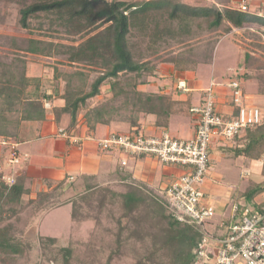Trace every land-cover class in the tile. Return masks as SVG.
I'll list each match as a JSON object with an SVG mask.
<instances>
[{
  "label": "trees",
  "instance_id": "obj_1",
  "mask_svg": "<svg viewBox=\"0 0 264 264\" xmlns=\"http://www.w3.org/2000/svg\"><path fill=\"white\" fill-rule=\"evenodd\" d=\"M0 2L17 6L18 25L29 34L21 43L11 37L14 52L0 57V139L11 143L22 142L27 128L40 126L48 115L56 124L63 117L69 119L63 130L67 135H75L82 126L94 132L96 126L112 122L126 123L129 133L135 134L146 115H155L156 125L166 127L178 103L172 94L143 90L160 66L171 65L176 73L194 71L199 64L211 63L215 47L231 32L247 28L264 31V16L248 9L241 11L233 0ZM33 21L39 25L44 21L47 28L36 34L40 28H34ZM203 32L219 33L205 45L204 54L187 56L192 50H178L176 54L173 46H184ZM58 34L68 39L57 41L63 40ZM31 57L54 60L50 74L29 76ZM248 59L246 54L237 71L242 84L254 80L248 71ZM60 66L73 70L63 72ZM103 89L106 95L98 99ZM257 93L264 96V87ZM46 102L51 103L50 109L45 107ZM233 139L241 142L235 147L236 155L261 163L262 181L245 195L253 201L264 194V115L257 126ZM118 174L104 180L83 177L81 192L65 202H60V197L67 189H74L77 181L66 187L64 182H48L46 191L25 204L28 190L21 179L12 185L0 181V264H124L121 246L132 243L134 234L143 231L147 217L151 227H159L156 231L160 229L161 233L155 231V248L142 264H160L158 254L168 246L164 264H195L202 237L200 226L179 223L164 195L121 170ZM65 204L71 206L74 230L91 222L86 240L26 237L27 229L37 224L41 214ZM101 215L108 226L102 224Z\"/></svg>",
  "mask_w": 264,
  "mask_h": 264
},
{
  "label": "crops",
  "instance_id": "obj_2",
  "mask_svg": "<svg viewBox=\"0 0 264 264\" xmlns=\"http://www.w3.org/2000/svg\"><path fill=\"white\" fill-rule=\"evenodd\" d=\"M241 1L243 0H233L236 6H239ZM245 1L249 11L264 16V0ZM231 43L235 45L233 42ZM218 44L215 47L211 63L199 64L194 71L176 73L171 65L160 66L158 74L150 80L148 85L143 87V90L146 92L163 91L165 94H172L173 99L178 103L174 108L176 113L171 115L166 127L156 125L157 118L155 115H146L140 121L137 128L138 132L148 137L173 134L174 138L179 140L193 138L196 130V117L190 113V108L201 104L204 90L210 85H213L216 112L223 118L235 115L236 110L233 106L231 90L228 88V83L235 74L232 76L230 74H216L213 70ZM206 66L211 69L209 74L204 69ZM241 67L242 65L239 66V68ZM179 80L185 81L187 92L182 93L176 90V84ZM251 82V80L243 81V91L248 98L253 97V104L259 107L261 114L264 115V96L257 93L255 88L250 85ZM60 104V102L57 103V105ZM45 107L50 109L51 103L46 102ZM68 122L69 119L63 117L60 123L56 124L52 115H48L40 126L27 128V136L22 142L15 143L21 157L20 163L15 166L8 165L10 148L0 143V173L14 180L21 179L24 187L28 190L26 196L29 198H34L37 193L46 191L48 182H64L63 187H66L69 182L77 181L76 188L81 189L83 188L81 181L85 176H96L98 179L104 180L113 175L117 176L120 170L150 190L165 194L166 187L183 172V168L180 166L162 164L151 157L125 158L118 150L104 151L98 146L99 140L107 138L109 135L128 134L131 130L126 123L112 122L107 126L98 125L94 132H88L86 127L82 126L75 135H67L63 130L67 127ZM61 132L64 133V136L61 135ZM238 144L241 142L234 139L222 144L213 138L210 145L212 172L205 180L207 183L204 181L203 189L209 194L216 207L214 223L225 220L230 214V212L226 214V206L231 203L229 201L231 195H228L226 185H222L221 174H228L231 167L245 168V166L250 167L252 172L260 174V162L236 155L235 147ZM261 148L264 151V142L261 144ZM123 160L126 161L124 166L122 165ZM218 170L220 173H215ZM263 195H259L255 199H259ZM54 210L41 214L37 218V224L27 229L26 235L32 229H39L38 232H31V237L26 236L28 239L36 240L42 236L78 240L87 237L84 234L92 228L91 222L82 223L78 230H74L72 225L71 234L60 237L42 234L40 227L46 217Z\"/></svg>",
  "mask_w": 264,
  "mask_h": 264
},
{
  "label": "built area",
  "instance_id": "obj_3",
  "mask_svg": "<svg viewBox=\"0 0 264 264\" xmlns=\"http://www.w3.org/2000/svg\"><path fill=\"white\" fill-rule=\"evenodd\" d=\"M238 7L241 11L247 10V2L241 1ZM237 76L235 73L228 83L235 115L223 118L216 112L215 94L210 85L204 90L201 104L190 108L196 117L193 138L179 140L168 134L148 137L137 131L112 134L98 142L102 150H118L125 158L151 157L162 164L183 168L180 176L166 187L165 196L179 223H192L201 228L195 264H264V200L256 201L253 207L235 203L228 218L214 223L216 207L203 189L204 181L212 172L209 151L213 138L224 144L261 121V110L248 101ZM176 90L187 92L185 81L179 80ZM0 143L10 148L8 165L19 164L21 157L16 144L5 139ZM125 164L123 160L122 165ZM1 179L9 185L14 183L11 177ZM209 225L214 226L212 231L206 229Z\"/></svg>",
  "mask_w": 264,
  "mask_h": 264
},
{
  "label": "rangeland",
  "instance_id": "obj_4",
  "mask_svg": "<svg viewBox=\"0 0 264 264\" xmlns=\"http://www.w3.org/2000/svg\"><path fill=\"white\" fill-rule=\"evenodd\" d=\"M186 2L193 3L196 0H185ZM17 6L10 4H4L0 2V57L4 58L5 56H10L8 53H13L12 48L10 46V38L14 37L18 39V43L24 41L29 34L26 30H23L18 25V13ZM40 22V21H39ZM39 23L37 21L32 22V26L34 28H40V30L36 31L42 32L47 28L44 21ZM219 33L210 34L209 33H201L198 34L196 40H193L190 43H186L184 46H173L174 50L179 52L178 50H192L191 54L187 53V56L194 57L195 54H204L206 52L205 45L211 43L214 37L218 36ZM58 36L62 37V39H57V41L65 42V35L58 34ZM217 47L216 54V63L215 68L213 69L216 74H230L231 76L235 74V72L239 69V66L243 64L244 56L247 54L249 59L248 70L252 72L251 74L254 77V80L250 83L252 87L255 88L256 91H259L262 87H264V31L258 30L255 28H247L245 30H235L230 34L226 35ZM68 39V38H67ZM233 42L235 45H233ZM194 49V50H193ZM182 52V51H180ZM194 52V53H193ZM175 57V54L174 56ZM198 61L202 59L201 57H197ZM50 64H54V60L49 59H34L28 58V67L27 73L31 75H43L50 74ZM60 69L64 72H69L73 70L67 66H60ZM207 71V74L211 71L210 67H204ZM204 71V70H203ZM95 74H93V77ZM106 95V90L103 89V94L98 99H103ZM248 101L253 104V97L250 96ZM169 135V134H168ZM172 138H174L173 134H170ZM218 168V167H217ZM215 173H220L219 170ZM222 185H226L228 190L229 201L231 203L226 206V214L231 211L232 206L235 203L243 204L245 206L253 207L255 206L256 201H261L264 199V195L260 196L259 199L250 200L245 195L246 193L256 184L262 181V176L258 173H254L250 170V167L245 166V168H230V172L228 174H221ZM1 182H4L0 178ZM207 183V181H205ZM209 182V181H208ZM205 184V183H204ZM111 186V185H109ZM112 189H114L111 186ZM81 189H77L76 187L73 190H66L64 194L60 197V202H65L71 197H73L76 193L81 192ZM114 190H117L114 189ZM159 194L164 195L163 192H159ZM168 200V198L165 196ZM29 196H24L23 203L25 204L29 200ZM26 211L22 212V217L26 215ZM71 206L65 205L57 210H54L50 213L40 227V232L45 235H50L53 237H60L62 235H68L72 232V221L70 216ZM94 216V215H93ZM102 224L108 226L107 221L104 220L103 215H101ZM149 218H146L145 226L142 232L134 234L132 243L123 244L121 246L122 256L124 260V264H142L141 261L147 255H150V252L155 248L154 244V236L160 234V229L156 231L158 228L151 227ZM151 220V219H150ZM153 225L159 226L157 222L153 221ZM162 226V225H161ZM92 227V224H91ZM164 227V226H162ZM214 226H206L208 231H212ZM90 228V227H89ZM108 228V227H107ZM165 228V227H164ZM102 230V229H101ZM39 229H32L26 235L27 237H31L33 232H38ZM156 231V234H155ZM32 232V233H31ZM83 239L86 240L88 238V233L85 232ZM82 239V240H83ZM158 243V242H157ZM158 246V245H157ZM156 246V247H157ZM168 248L161 250L159 252V256H161L160 264H164L166 262L167 255L169 253ZM104 256L101 258V263L104 262ZM146 261V260H145ZM33 263V262H32ZM144 263V262H143Z\"/></svg>",
  "mask_w": 264,
  "mask_h": 264
}]
</instances>
